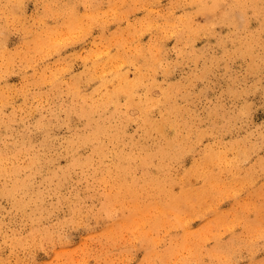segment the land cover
Returning a JSON list of instances; mask_svg holds the SVG:
<instances>
[{"label": "clouds", "instance_id": "obj_1", "mask_svg": "<svg viewBox=\"0 0 264 264\" xmlns=\"http://www.w3.org/2000/svg\"><path fill=\"white\" fill-rule=\"evenodd\" d=\"M28 2L0 0V264L154 201L179 211L94 239L97 264H131L144 242L139 264H176L164 237L217 200L248 205L179 264H264V0H34L25 17Z\"/></svg>", "mask_w": 264, "mask_h": 264}, {"label": "rangeland", "instance_id": "obj_2", "mask_svg": "<svg viewBox=\"0 0 264 264\" xmlns=\"http://www.w3.org/2000/svg\"><path fill=\"white\" fill-rule=\"evenodd\" d=\"M15 11L19 13V10ZM35 12L36 4L34 0H29L24 15L25 17H30L33 16ZM136 15L139 17L143 14L137 13ZM198 19L203 22V18ZM110 30L114 31L115 25L110 26ZM147 39L148 37L146 36L144 38L145 43H147ZM20 43V35L13 34L8 37V45L10 49H15ZM173 43L174 41H169L168 47H171ZM197 46L199 47L202 45L198 44ZM87 51V49L84 50L83 54L86 55ZM77 68L79 69V66H77ZM132 78L133 76L129 74V79ZM8 83L19 87L21 85V78L18 76L10 77ZM256 101L257 103L260 102L258 97L256 98ZM19 102L20 101H17V103ZM253 119L256 120L257 123H264V110L257 112ZM61 163L64 162L62 161ZM186 166L191 167L190 162ZM220 179L227 183V177H220ZM195 183L196 182L193 181V184ZM261 183H264V179L261 180ZM174 191H179V189L176 188ZM160 205H162V203L159 201L137 204L130 214H126L123 217L119 225H108L105 227L104 231H101L94 236L81 232L70 247L57 248L55 251L37 252L36 264H65V262H67V264H97V258L104 252V249L101 248V243H93L94 239L102 242L103 238L113 236L119 232H125L128 234L136 233L146 227L151 228L155 223L153 219L154 217L165 219L169 215L179 211L178 208L175 209L174 207H171L169 211L164 213V211H160L158 207ZM247 205V200L237 203H230L227 200L220 202V200H217L214 214L204 223L198 219L192 218L191 214L185 216L182 220V227L171 228L168 232V236L164 237L167 245L165 252L168 258L175 261L176 264H179L183 259L182 253L184 252L185 244L190 245L199 242L202 237L208 235L210 232H215L216 228L213 227L214 225H223L224 228L231 227ZM164 206L167 205L163 204V207ZM251 227H259V223L252 222ZM121 247V243H116L115 247L108 250L113 259L120 254ZM150 250V242H144L143 246L134 253L131 259V264H139V262L145 258V255L150 253Z\"/></svg>", "mask_w": 264, "mask_h": 264}, {"label": "bare ground", "instance_id": "obj_3", "mask_svg": "<svg viewBox=\"0 0 264 264\" xmlns=\"http://www.w3.org/2000/svg\"><path fill=\"white\" fill-rule=\"evenodd\" d=\"M159 207V209H160V211H164V213L165 212H167V211H169L170 210V208L172 207V206H170V205H167V206H164L163 207V203H162V205H160V206H158ZM175 208V207H174ZM175 209H177V208H175ZM150 210V209H149ZM151 211V210H150ZM188 219V218H187ZM186 223V222H185ZM179 229V228H178Z\"/></svg>", "mask_w": 264, "mask_h": 264}]
</instances>
